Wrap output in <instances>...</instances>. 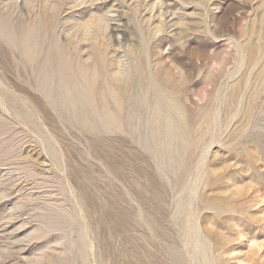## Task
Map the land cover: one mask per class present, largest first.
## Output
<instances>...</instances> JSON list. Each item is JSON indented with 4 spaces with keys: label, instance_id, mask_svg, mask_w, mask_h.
<instances>
[{
    "label": "rangeland",
    "instance_id": "rangeland-1",
    "mask_svg": "<svg viewBox=\"0 0 264 264\" xmlns=\"http://www.w3.org/2000/svg\"><path fill=\"white\" fill-rule=\"evenodd\" d=\"M0 264H264V0H0Z\"/></svg>",
    "mask_w": 264,
    "mask_h": 264
}]
</instances>
